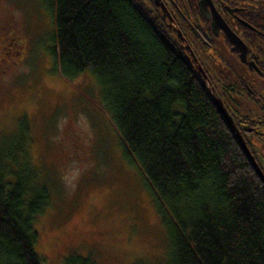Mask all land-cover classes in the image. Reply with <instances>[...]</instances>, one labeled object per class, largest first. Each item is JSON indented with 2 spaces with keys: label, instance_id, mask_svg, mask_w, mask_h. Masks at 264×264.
Wrapping results in <instances>:
<instances>
[{
  "label": "trees",
  "instance_id": "16d2710c",
  "mask_svg": "<svg viewBox=\"0 0 264 264\" xmlns=\"http://www.w3.org/2000/svg\"><path fill=\"white\" fill-rule=\"evenodd\" d=\"M40 1L53 68L96 78L123 156L155 196L167 264H264V181L156 7L152 16L138 0ZM24 120L17 135L0 134V264H40L33 220L49 195L29 163ZM64 264L97 263L69 255Z\"/></svg>",
  "mask_w": 264,
  "mask_h": 264
},
{
  "label": "rangeland",
  "instance_id": "374dc122",
  "mask_svg": "<svg viewBox=\"0 0 264 264\" xmlns=\"http://www.w3.org/2000/svg\"><path fill=\"white\" fill-rule=\"evenodd\" d=\"M138 1L156 15L150 0ZM166 1L171 11L177 6L200 22L197 0ZM262 9L256 20L264 23ZM8 24L20 46L0 54V134L17 135L25 119L29 163L48 189V204L33 220L40 264H64L69 255L97 264H167L169 238L155 196L123 156L96 78L88 71L65 78L53 68L54 28L40 0H0V27ZM191 43L206 85L230 114L263 116L264 76L250 71L221 35L210 48ZM260 131L245 132L244 141L264 174V127Z\"/></svg>",
  "mask_w": 264,
  "mask_h": 264
},
{
  "label": "flooded vegetation",
  "instance_id": "af4514ba",
  "mask_svg": "<svg viewBox=\"0 0 264 264\" xmlns=\"http://www.w3.org/2000/svg\"><path fill=\"white\" fill-rule=\"evenodd\" d=\"M210 1L213 5L214 10L220 15L223 22L244 43L246 48L245 51L246 61L244 63H246L249 66L250 71L252 72L256 71L261 76H264V23L258 22L256 20L257 11L259 12L263 11L262 6L264 5V0H210ZM150 2L154 5L153 0H150ZM159 2L163 3L168 14L173 19L174 28H178L181 31L184 39L178 40L174 35V32L171 30L173 27L171 28L167 27L171 32V34L176 38L178 48L186 54V59L190 61L192 67L195 70H196V66L189 54V51L185 49V46L188 45L197 58L196 52L193 49L191 43L192 41L195 40L198 43L205 45L207 48H210L212 46V37H219L221 35L228 48H230V50L234 52L235 55H237L239 58L240 51L238 50L237 47L233 46L228 41L222 29L214 22L212 18V10L206 2L202 0H197V5L195 7L194 14L200 21L199 23L193 22L188 17L186 12L180 10L179 7H177L176 5L174 11H171L167 5L166 0H159ZM261 3L263 4L262 6L257 5ZM154 6L160 13L159 7L156 5ZM175 17L180 22L176 20ZM162 18L168 23L166 17H162ZM180 23L182 24V28L180 26ZM194 30H196L199 33L200 37H198L194 33ZM188 38H190V40ZM19 46L20 43L18 40V36L14 33L12 29V25L8 24L4 27H0V54H1V50L3 49L6 48L11 49L13 47H19ZM259 53L263 55L262 60H260L259 58ZM206 87L208 88V85H206ZM215 94L217 97L221 99L224 107L226 108L221 95L217 92H215ZM231 117L233 118L232 115ZM250 120L253 121L245 125L241 122H238L236 127L238 128L239 132L244 135L245 132H252L261 135L260 128L264 127V115Z\"/></svg>",
  "mask_w": 264,
  "mask_h": 264
},
{
  "label": "water",
  "instance_id": "95a60500",
  "mask_svg": "<svg viewBox=\"0 0 264 264\" xmlns=\"http://www.w3.org/2000/svg\"><path fill=\"white\" fill-rule=\"evenodd\" d=\"M204 2H206L211 10H212V18L214 20V22L222 29L224 35L227 37L228 41L235 47L238 48V50L240 51L239 54V59L242 62L246 61V48L244 43L242 42V40H240L229 28L228 26L223 22L222 18L220 17V15L214 10L213 5L211 3L210 0H202ZM154 5L159 7L160 13L162 17H166L167 18V27L171 28L173 27L171 30L174 32V35L176 36V38L178 40H183V36L181 31L178 28H174V21L173 19L170 17V15L168 14L165 6L163 5V3L159 2V0H153ZM193 29V28H192ZM194 33L199 36V33L194 30ZM182 47V45H181ZM185 49H187L189 51V54L196 66V71L198 72V74L201 75L203 84L206 85V79L207 76L204 72V70L202 69L201 65L199 64L196 56L194 55V53L192 52V50L190 49V47L188 45L185 46ZM208 91L209 94L212 98V101L214 102L216 108L218 109V111L220 112L221 116L223 117L224 121L226 122L227 126L229 127V129L233 132V134L235 135V138L237 139V141L239 142L241 148L243 149L248 161L250 162L252 168L256 171L258 177L264 181V174L262 173V171L260 170V168L258 167L254 156L251 154V152L249 151L248 147L246 146V143L243 139L242 134L239 132L238 128L236 127L233 118L231 117V115L229 114V112L226 110V108L223 105V102L221 101V99L219 97L216 96L215 92H214V88L212 86H208Z\"/></svg>",
  "mask_w": 264,
  "mask_h": 264
}]
</instances>
